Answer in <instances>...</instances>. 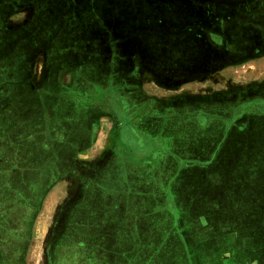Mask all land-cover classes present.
Here are the masks:
<instances>
[{
  "label": "crops",
  "instance_id": "0c3cea01",
  "mask_svg": "<svg viewBox=\"0 0 264 264\" xmlns=\"http://www.w3.org/2000/svg\"><path fill=\"white\" fill-rule=\"evenodd\" d=\"M169 4L172 7L167 11V15L173 16L174 11L175 17H179L177 23L192 26L191 22H186L188 18H192L187 11L177 12L173 2ZM213 17L217 21L229 18L230 25H234L236 35L232 34L231 41L237 46L227 49L230 56L231 52L238 54L239 51H246L240 45L245 39H236V36L240 35V29L236 27L240 25L239 13L232 11L219 16V12H216ZM193 18L196 20L195 24H198V31L193 37L197 43L189 53L182 49H166L164 52H168L170 59L162 58V55L156 56V64H136L134 68L137 72L133 73L121 69L118 59L105 57L104 64L111 68L109 75L110 81L114 80L113 83H108L104 78L101 83L86 81L84 76L75 70L79 68L78 62L57 59L64 54L62 49L55 51L50 48L52 46H43L41 43L35 48L38 56H32L29 46L24 43L14 44L16 48H5L0 44V49L2 47L7 52L19 51V55L14 56L13 60L7 55L11 62L8 65L11 73L7 81L4 77L0 78L6 88L0 90V165L9 166L2 169L5 175L0 177V259L9 262L11 260V263L7 264H26L31 258L34 242L38 241L42 250L39 253V264L47 257L46 252L51 251V245H55L58 259L76 261L79 264H152L153 262L147 260L146 253L155 255L156 264H167L170 259L164 256L168 255L176 244L170 242L169 236L163 238L165 228L172 230V237L178 241L181 248L190 243L185 226H180L171 213L160 217L159 209L167 206L175 211L174 208L178 205L179 209L183 207L194 210L196 207L193 205L200 204L204 192L193 189L191 183L197 175L190 170L197 169L200 165L207 166L211 162L210 153L213 150L209 154L206 153L209 141L199 145L174 146L176 153L171 152L166 157H160L155 165V156L148 154L147 150L154 143L155 133H152V137L134 141L137 149L132 145L129 148L120 140L119 125L123 124L122 131L132 127L140 129V126L141 131H148L153 129L150 125L159 126L170 110L181 111L182 108L190 109L191 117L199 125L208 123L213 117L221 121L226 120L219 118V107H215L209 114L208 111L202 110L201 105L181 102L182 98L192 94L182 90V87L192 83L202 84L197 77L204 76L209 67L219 71V52L223 50L219 48V43H210V47L207 44L209 32L219 37V29L224 31V28L219 27L218 23L213 27L205 26L200 22L205 18L202 15ZM246 21L251 22V16L247 17ZM12 27L14 25L10 26L8 21L7 26L1 27V31L10 37L23 35L24 31ZM128 34L123 32L120 35L127 37ZM11 45L12 43H8L7 46ZM127 45L135 54L141 51L145 54L151 53L138 38L128 39ZM1 52L0 50L3 59L5 55L3 57ZM210 52L213 54H209ZM53 53H56V56ZM22 69L24 75L21 74ZM148 74V78L153 79L151 82L145 80ZM120 90L123 94H117ZM151 90L159 95H151ZM98 91L108 92L105 96L110 94L120 99L121 117L117 121L112 116V109L106 106L102 94ZM99 98L102 100L101 104ZM152 106L156 107L153 110L154 115L149 109ZM130 132L133 133L132 130ZM120 142L127 147L126 151L119 146ZM31 156L35 158L37 165H43L49 158V170L44 174L39 172L33 178L29 177L26 174L27 169L21 170L19 163H32ZM179 160L191 165L187 169L193 168L183 174L186 181L184 192L177 191L174 189L175 184H172L179 174L175 168ZM115 163L116 170L110 173L109 166ZM17 166L21 171L15 170ZM118 166L123 169L130 166L132 169L117 171ZM148 166L152 167L148 174L150 178L143 174V167ZM96 177H101L99 186L103 180L110 182L112 178L119 179L113 194H108L105 189L102 192L104 198L99 197L100 203L104 205L103 211L111 213L109 220L105 221L104 228L94 231L90 229L91 234L88 236L74 239L67 236L66 231L70 228L71 224H68L71 220L74 228L80 222L81 209H77L75 214L73 210H68V207L77 203H72L70 191H85L84 187L90 184L88 182H94ZM44 178L51 180L48 187H42L45 184ZM142 179L163 182L165 187L152 184L153 189L149 184L140 185L138 182ZM58 183L64 188L60 189L61 185ZM176 194L177 201H173ZM16 195L24 198L26 196L33 203L27 202V207L18 208ZM186 199L189 204L185 203ZM48 219L51 223L46 224ZM37 223H44L46 229L55 230V233L50 234L51 239L45 240L49 236L47 230L37 234ZM146 225L150 228L156 227L158 231L150 230L148 235L142 234L141 229ZM87 227L89 229V226ZM177 227H181L178 232L175 230ZM190 254L188 251L185 258L191 264Z\"/></svg>",
  "mask_w": 264,
  "mask_h": 264
},
{
  "label": "rangeland",
  "instance_id": "374dc122",
  "mask_svg": "<svg viewBox=\"0 0 264 264\" xmlns=\"http://www.w3.org/2000/svg\"><path fill=\"white\" fill-rule=\"evenodd\" d=\"M191 1L188 3L186 0H0V44L2 47L11 48L15 47L14 44L24 43L29 46V53L32 56H38L35 48L41 43L43 46H52L50 48L55 51L62 49L64 54L57 59L78 62L79 68L75 70L80 72L86 81L101 83L104 78L109 83L111 68L104 64L105 57L118 59V63L121 64L118 66L129 73L137 72L134 68L136 64L152 66L157 62L156 56L169 58L168 52H164L166 49H182L188 53L192 51L197 43L193 37L198 31L196 28L198 24H195L196 20L193 17L200 15L205 17L200 22L207 27H213L216 23L219 27L222 26L224 31L219 29V37L208 33L207 44L210 47V43H219V48L223 49L219 52V71L216 72L214 68L209 67L204 76L197 77L202 84L192 83L182 87V90L190 91L192 94L182 98L181 102L201 105L202 110L208 111L209 114L215 107H219V118L228 120L221 121L213 117L208 123L199 125L191 117L190 109L182 108L181 111L173 109L168 112V116L162 118L164 121L160 122L159 126L150 125L153 129L148 131H141L142 126L140 129L132 127L130 130L133 133L128 128V132L123 131L120 140H123L125 146L130 148L132 145L137 149L134 141H138V138L152 137V133H155L154 143L147 148L148 154L155 156V165L158 164L160 157H166L171 152L176 153L174 146L179 144L199 145L209 141L206 153L209 154L213 150L210 153L211 162L207 166L200 165L197 169L190 170L193 168L187 167L191 165L180 160L175 166L179 174L176 181H172V184H175L174 189L184 192L186 181L183 174L187 170L193 171L194 175H197L191 183L193 189L207 194L206 200L211 206L194 210L183 207L179 209L178 205L174 208L175 211L167 206L159 209L160 217L168 213L174 215L178 224L185 226V232L190 239V243L183 244L181 248L178 241L172 237L174 235L172 230L164 229L163 238L169 236L170 242L176 244L170 253L164 256L170 259L167 264H190L185 258L188 251L191 253V264H222L224 260L227 264H264V0ZM170 2H173L177 12L189 13V17L192 18H188L186 22H191L192 26L177 23L179 17H175L174 11L173 16L167 15V11L172 7ZM232 11L239 13L240 25L236 27L240 29V35L236 36V39H245L240 45L246 51H239L238 54L231 52L230 56L227 49L237 46L231 41L232 34L236 35L234 25H230L229 18L217 21L213 16L216 12H219L220 16ZM249 16L251 22L246 21ZM8 21L10 26L14 25L12 28L24 31L23 35L10 37L1 31V27L8 25ZM123 32H128V36H121ZM130 38H138L144 48L151 53L145 54L141 51L135 54L127 45ZM9 40L11 41L8 42ZM8 43L12 45L7 46ZM2 47L0 50L5 58L2 59L0 56V78L4 77L7 81L11 73L8 66L11 63L9 57L13 60L14 56L19 55V51L7 52ZM53 55L56 56V53ZM21 74L24 75L23 69ZM148 77L149 74L145 76V80L151 82L153 79ZM0 83V90H6L3 82ZM5 85L7 86L6 82ZM151 93L156 97L159 95L152 90ZM99 94H102V100L109 109H112V113L117 118L121 117L120 99L110 94L105 96L108 92ZM117 94L123 93L120 90ZM98 100L100 101V98ZM155 108L149 107L152 112ZM119 146L126 151L127 147L121 142ZM34 160L35 158L31 156L32 163L23 161L19 163L21 170L25 168L33 171L26 170V174L31 178L39 172L44 174L49 170L47 164L49 158L43 165H37ZM116 164L109 166L110 173L115 172ZM8 167V164L0 165V175L5 173L2 169ZM148 167H143L145 177L151 172L152 167ZM129 168L132 169L130 166H125L124 169L118 166L117 171L125 172ZM15 170H20V167L17 166ZM99 178L101 177H96L94 182H88L90 184L84 187L85 191L71 189L72 203H77L68 207V210H73L75 214L80 208V222L74 228L72 220L70 221L67 236L82 239L83 236H88L90 229L94 231L104 228L105 221L109 220L111 213L103 211L104 205L100 203L99 197L104 198L102 192L105 189L108 194H113L118 187L119 179H110L112 183L103 180L99 186L98 183L101 182ZM50 182L51 180L44 178L45 184L42 187H48ZM159 182L142 179L138 183L149 184L153 189L152 184L165 187L163 182ZM58 184L61 185L59 188H64L61 183ZM176 196L177 194L173 201H177ZM38 197L40 198V195ZM16 198L18 208L27 207V202L33 203L26 196L24 198L16 195ZM106 209L110 210L107 205ZM49 221L50 219L46 224L51 223ZM85 221L88 223L85 224ZM213 221L217 223L212 225ZM147 223L146 221L145 224ZM180 228L177 227L175 230L178 232ZM46 230L49 235L55 233L54 229H46L44 223H37L35 227L37 234ZM150 230L156 232L158 228L146 225L141 232L148 235L147 232ZM32 250L31 258L26 264H39L41 243L34 242ZM152 255L145 254L148 261L156 264L155 255ZM41 261V264L45 263V260Z\"/></svg>",
  "mask_w": 264,
  "mask_h": 264
},
{
  "label": "flooded vegetation",
  "instance_id": "af4514ba",
  "mask_svg": "<svg viewBox=\"0 0 264 264\" xmlns=\"http://www.w3.org/2000/svg\"><path fill=\"white\" fill-rule=\"evenodd\" d=\"M18 30V29H17ZM16 30V31H17ZM112 116L114 117V119H115V121H117V117L114 115V114H112ZM121 126L122 125H119V128H120V137L122 136L123 137V128H121ZM211 160V159H210ZM204 196V197H203ZM202 196V200H201V202H200V204H196V205H193L194 207H196V208H204V207H208V206H211V205H209L208 203H207V198H208V196H206V194L204 193V195ZM205 199V200H204ZM199 200V199H198ZM191 202H192V200H191ZM185 203H188L189 204V200H185ZM213 207V206H212ZM215 223H217V222H215V221H213L212 222V225H214ZM220 231H223V230H220ZM49 240V239H51V236L49 235L47 238H45V240ZM49 248L51 249V251H49V252H46L47 254V257H45L46 259H44L45 260V263L44 264H79V263H76V261H67V260H60V259H58V256L57 255H59V254H57L56 253V251H57V249H56V247H55V245H51V247L49 246ZM45 253V252H44ZM198 259V258H197ZM202 260V259H201ZM219 260V259H218ZM9 262V260H6V259H0V264H7ZM9 263H11V260H10V262ZM224 263H225V260H224ZM224 263H222V264H224ZM225 264H227V263H225Z\"/></svg>",
  "mask_w": 264,
  "mask_h": 264
},
{
  "label": "trees",
  "instance_id": "16d2710c",
  "mask_svg": "<svg viewBox=\"0 0 264 264\" xmlns=\"http://www.w3.org/2000/svg\"><path fill=\"white\" fill-rule=\"evenodd\" d=\"M226 120H228V119H226ZM226 120H225V121H226ZM56 252H57V251H56Z\"/></svg>",
  "mask_w": 264,
  "mask_h": 264
}]
</instances>
